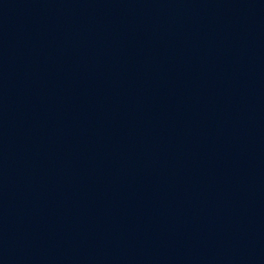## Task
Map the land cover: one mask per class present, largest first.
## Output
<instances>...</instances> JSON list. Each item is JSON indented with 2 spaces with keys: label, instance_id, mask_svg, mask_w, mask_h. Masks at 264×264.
I'll use <instances>...</instances> for the list:
<instances>
[{
  "label": "water",
  "instance_id": "1",
  "mask_svg": "<svg viewBox=\"0 0 264 264\" xmlns=\"http://www.w3.org/2000/svg\"><path fill=\"white\" fill-rule=\"evenodd\" d=\"M0 264H264V0H0Z\"/></svg>",
  "mask_w": 264,
  "mask_h": 264
}]
</instances>
